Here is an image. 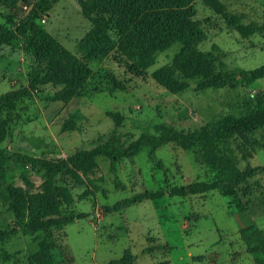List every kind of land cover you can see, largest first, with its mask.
<instances>
[{
  "label": "rangeland",
  "instance_id": "374dc122",
  "mask_svg": "<svg viewBox=\"0 0 264 264\" xmlns=\"http://www.w3.org/2000/svg\"><path fill=\"white\" fill-rule=\"evenodd\" d=\"M0 94L27 84L21 0H0ZM229 19V20H228ZM43 20V21H42ZM186 22L200 28L196 48L209 62L194 76L167 73L183 48L175 43L150 66L133 70L119 50L127 37L165 39ZM39 23L82 67L43 76L32 97L3 112L0 147L55 164L97 144L126 146L144 131L191 130L225 113L240 114L264 92V0H56ZM263 31L243 38L238 27ZM234 26V27H233ZM207 64V63H204ZM246 145L230 140L238 175L203 162L198 149L169 143L130 158L99 156L51 181L33 166L10 161L0 187V264H264L240 230L264 234V131ZM6 188L26 205L16 221ZM68 191L59 215L44 216L34 195ZM51 202H54L52 200ZM39 211L33 224L30 212ZM52 243L41 260L39 243Z\"/></svg>",
  "mask_w": 264,
  "mask_h": 264
},
{
  "label": "trees",
  "instance_id": "16d2710c",
  "mask_svg": "<svg viewBox=\"0 0 264 264\" xmlns=\"http://www.w3.org/2000/svg\"><path fill=\"white\" fill-rule=\"evenodd\" d=\"M30 5L28 11L21 17L20 23L23 28L22 50L30 58L31 64L27 69L24 87H20L0 94V132L4 123L3 112L14 110L17 105L32 97L37 84L48 72L55 69L79 70L68 77L66 83L81 82L82 76L79 62L74 59L64 46L48 37L39 20L52 8L56 0H21ZM140 1L155 3L157 0H122L127 5L137 4ZM3 4L0 3V7ZM1 12V8H0ZM1 14V13H0ZM229 20V19H228ZM234 27V26H233ZM240 35L247 38L250 35L263 31L253 23L238 27ZM200 28L194 22H186L183 30L172 37L165 39L143 40L139 36L127 37L120 44L119 50L125 56V62L130 63L131 68L137 70L150 66L154 63L156 56L175 43L182 45V52L176 55L172 63L167 66V73L181 72L185 75L194 76L204 73L205 66L210 65L196 48V36ZM207 63V64H204ZM257 131H264V92L254 103L240 114L225 113L213 116L204 125L191 130L169 128L161 133L154 134L144 131L136 139L130 141L126 146H117L114 143L97 144L89 149L76 151L68 159L52 164L38 157L22 154L18 151H10L0 147V187L4 188L3 179L9 171L7 163L10 161L17 166H33L45 172L53 182L59 180V175L67 168H76L85 163L91 162L99 156L111 160L112 166L117 160L135 156L142 147H149L151 150L158 149L166 144L173 143L184 150L197 148L200 159L210 165L220 162L223 166L221 173L235 178L238 169L231 164L233 150L230 140L239 137L244 144L254 145L257 139L254 134ZM10 197V207L14 212L16 221H23L26 216V205L22 201L20 189L6 188ZM61 197L66 204H71L72 198L68 191L55 189L50 193L34 195L32 199L36 202L43 201V215L54 216L60 214L58 207ZM54 200V202H51ZM39 211L30 212V221L35 224L40 220ZM243 243L250 254L261 253L264 256V234L254 225L240 230ZM53 245L46 239L39 243L38 255L43 259H49ZM45 264H52L51 261Z\"/></svg>",
  "mask_w": 264,
  "mask_h": 264
},
{
  "label": "built area",
  "instance_id": "2783aa9c",
  "mask_svg": "<svg viewBox=\"0 0 264 264\" xmlns=\"http://www.w3.org/2000/svg\"><path fill=\"white\" fill-rule=\"evenodd\" d=\"M43 21V20H42Z\"/></svg>",
  "mask_w": 264,
  "mask_h": 264
}]
</instances>
